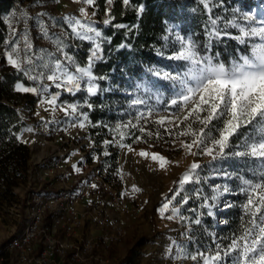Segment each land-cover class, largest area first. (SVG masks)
Segmentation results:
<instances>
[{
	"label": "rangeland",
	"instance_id": "obj_1",
	"mask_svg": "<svg viewBox=\"0 0 264 264\" xmlns=\"http://www.w3.org/2000/svg\"><path fill=\"white\" fill-rule=\"evenodd\" d=\"M96 1L87 5L83 0H12V8L5 16L10 34L5 48L0 49V59L14 68L8 63L6 53H11L15 46L18 55L14 54L13 58L18 59L21 70L36 66L31 72L33 76L44 73L37 79H30L34 83L26 87L37 88L34 110L37 107L44 110L47 118L53 117L47 116L46 113L50 111L55 116L54 123L49 124L44 116L35 119L33 113L28 114L20 109L22 115L26 116V126L18 134V139L29 149L31 157L25 181L14 190L13 196L0 201V264H8L3 247L22 226L27 192L40 176L47 178L54 159H59L74 179L80 174L90 176L97 171L104 180L114 184L125 203L142 202L141 213L125 220V237L110 253L113 264H199V261L177 259L175 245H182L189 252H195L198 248L202 251L214 249L219 243L215 240V228L223 223L219 215H223L234 202L237 206H243L247 200V194L242 191L241 177L253 180H259V177L252 175L253 162L245 158L212 161L202 154H186L180 141L190 143L192 137L177 138V134L187 122L181 123L179 128L168 123L172 119L170 114L177 113L176 108L168 107V101L175 95L173 84L158 78L153 72L164 70L175 74L183 70L182 61L168 59L181 46L177 35L191 38L202 55L207 51L204 46L209 44L208 54H219L220 59L226 62L248 54L252 43L259 41L246 40L241 44L236 37L240 34L239 28L248 23L243 15L249 11L250 0H212L211 12L205 9L200 0H176L177 8L184 12L176 21L164 24L165 31L158 36L159 44L155 46L157 60L152 66L142 65L137 75L133 71L125 74L115 71L94 81L97 85L95 95L100 93L99 104L108 116L97 124L98 131L91 136L85 109L92 108L93 105H88L95 95H88L86 78L80 80L79 90L69 92L63 78L49 81L46 76L53 72L60 75V70L55 69L57 61L62 69L75 74V68L82 66L79 56L84 50L83 42L88 44L89 49L82 67L87 66L97 45L99 50L93 65L102 60L103 30L109 24L105 21L111 20L110 9L114 0L111 4L105 1L103 13L97 11ZM81 8H84L86 15H81ZM68 17L90 24L101 32V37L88 33L92 39H80L73 33V25L66 21ZM211 19L216 20L215 25ZM28 44L31 48L27 47ZM25 57H29L31 63L25 62ZM67 57L72 59L68 60ZM25 76L29 80V76ZM18 84L22 85L18 82L16 86ZM58 84L61 86L58 87ZM53 98L55 105L47 103ZM135 99L145 103L133 104ZM71 105L77 107L75 113H72ZM141 113L143 117L137 119ZM161 117L165 118L163 126L156 123ZM81 123L84 124L82 128L79 126ZM165 128L172 134L166 132ZM24 132L30 134L25 140L21 138ZM193 151L199 150L193 148ZM113 152L116 153L115 161L110 157ZM141 152L148 155L141 156ZM153 154L165 158L167 163L164 168L160 167V161L152 160ZM84 160L90 166H83ZM193 162L201 166L197 170L201 183L185 184L168 210L161 214V207L180 187L178 181ZM224 172L230 173L231 178L226 179ZM215 185L220 186L218 193L213 191ZM225 186L227 192L224 191ZM197 189L200 190L199 195ZM214 195L217 196L215 200L212 199ZM228 195L234 199L227 200ZM184 199L188 202L181 203ZM205 203L207 206H204ZM173 207L178 209V216L173 215ZM169 215H173V218L167 219ZM197 218L200 224L192 222ZM194 225L199 226L196 235L191 233ZM204 234L212 243L205 240ZM229 243L219 244L227 246Z\"/></svg>",
	"mask_w": 264,
	"mask_h": 264
},
{
	"label": "snow or ice",
	"instance_id": "obj_2",
	"mask_svg": "<svg viewBox=\"0 0 264 264\" xmlns=\"http://www.w3.org/2000/svg\"><path fill=\"white\" fill-rule=\"evenodd\" d=\"M74 2H79V0H74ZM83 2L92 5L94 0H83ZM108 3L111 4L112 0H108ZM123 3L128 5L129 0H123ZM200 3L211 12L212 0H200ZM139 11H143V7ZM80 13L86 15L84 8L80 9ZM243 19L248 23L245 27L239 28L240 34L236 39L241 44H244L246 40L259 41L252 43L248 54L226 62L220 59L219 54L215 56L208 54L209 44L204 46L207 51L202 55L191 38L177 35L176 38L181 46L179 50L168 56V59L182 61L183 70L175 74L164 70L153 72L158 78L171 81L173 84L175 95L168 101V107L176 108L177 113L170 114L172 119L168 123L179 128L181 123L187 122L185 128L177 134V138L179 136L192 137L190 143L180 141V146L186 154H202L210 157L212 161L245 158L253 162L252 175L259 177V180L241 177V183L244 186L242 191L247 194L243 209L248 219L240 235L234 236L227 246L216 243L214 249L202 251L198 248L195 252H189L184 246L175 245L173 242L177 249V259L199 261V264H264V0H250L249 11L244 13ZM66 21L73 25L72 31L80 39H92L88 33H94L97 38L101 37V32L95 30L90 24H83L79 19L72 17L66 18ZM109 22V20L105 21L106 24ZM211 23L215 25L216 20L211 19ZM77 29L81 31H77ZM45 35H47L46 32ZM211 35H215V33ZM27 47L31 48V45L28 44ZM98 50L99 46L97 45V49L89 57L87 66L76 67L75 74H70L67 70L62 69V65L57 61L55 69L60 70V75L53 72L47 75L46 79L54 81L63 78V84L69 86L67 90L72 92L79 90L81 88L80 80L86 78L88 95H95L97 85L94 81L97 77L93 75L92 67ZM14 54L18 55L15 46L12 47L11 53H6L8 63L19 70L20 63L18 59L13 58ZM67 59L71 60L72 58L67 57ZM25 62L31 63V59L25 57ZM73 63L75 62L73 61ZM35 67L25 70L29 79L34 80L38 76L44 75L41 72L33 76L31 72ZM99 79H103V77ZM16 90L37 93V88L23 87L19 84L16 86ZM43 90L47 91V88ZM47 103L55 105L56 100L53 98ZM132 103L138 105L145 101L135 99ZM88 106L91 107L90 104ZM70 107L72 113H75L77 107L75 105ZM142 117L143 113L137 119ZM156 123L163 126L165 118L161 117ZM194 125L197 127L194 128ZM79 126L82 128L84 124L81 123ZM164 130L172 134L168 128ZM157 135L159 134L157 133ZM193 148L199 151L194 152ZM139 154L141 156L148 155L145 152ZM152 160L160 161L161 168H164L167 163L165 158L158 154H153ZM200 167L198 163L193 162L182 174L178 181L180 187L175 190L171 199L163 204L160 209L161 214L168 210L172 200H175L176 196L180 194V189L185 184L201 183L197 171ZM223 175L226 179L231 178V174L228 172H224ZM219 189V185L213 186L214 192L218 193ZM224 191H228L227 186ZM196 192L199 195L200 190L197 189ZM216 198L215 195L212 197L213 200ZM187 202V199H184L181 203ZM204 206H207V203ZM172 212L173 215H179V211L175 207ZM173 215L166 218L172 219ZM180 218L184 219L182 216ZM192 222L200 224L198 218ZM169 251L171 252V249Z\"/></svg>",
	"mask_w": 264,
	"mask_h": 264
},
{
	"label": "trees",
	"instance_id": "obj_3",
	"mask_svg": "<svg viewBox=\"0 0 264 264\" xmlns=\"http://www.w3.org/2000/svg\"><path fill=\"white\" fill-rule=\"evenodd\" d=\"M105 1H96L98 12L103 13ZM12 5V0H0V49L5 48L10 34L5 16ZM141 7L143 11H139ZM183 12L177 8L176 0H129L128 5L123 0H114L110 9L111 20L103 30L102 60L93 65L92 73L99 78L115 71L120 74L133 71L137 75L142 65L152 66L157 60L155 46L159 44L158 36L165 31L164 24L176 21ZM82 47L84 50L79 59L84 66L89 46L83 42ZM25 75V69L11 68L0 59V201L13 196L14 190L25 181L31 157L29 149L18 139V134L26 126L20 109L30 114L37 101L35 96L15 89L18 82L24 86L34 83ZM100 98V93L92 97V108L85 109L91 136L98 131L97 124L108 116L99 104ZM110 157L115 161L116 153ZM226 199L233 200L234 197L228 195ZM219 216L223 223L215 228V240L221 244L239 236L248 219L243 206H237L235 202ZM198 227L193 226L192 235H196ZM205 240L212 243L209 237Z\"/></svg>",
	"mask_w": 264,
	"mask_h": 264
},
{
	"label": "built area",
	"instance_id": "obj_4",
	"mask_svg": "<svg viewBox=\"0 0 264 264\" xmlns=\"http://www.w3.org/2000/svg\"><path fill=\"white\" fill-rule=\"evenodd\" d=\"M83 166L90 165L84 160ZM50 169L25 196L22 226L3 247L7 263L113 264L110 253L125 237V220L141 213L142 202L125 203L97 171L74 179L59 159Z\"/></svg>",
	"mask_w": 264,
	"mask_h": 264
},
{
	"label": "crops",
	"instance_id": "obj_5",
	"mask_svg": "<svg viewBox=\"0 0 264 264\" xmlns=\"http://www.w3.org/2000/svg\"><path fill=\"white\" fill-rule=\"evenodd\" d=\"M17 84V83H16ZM16 86V85H15ZM22 86L23 87H26V86H24L23 84H22ZM18 92H21V93H25V92H22V91H18ZM28 94H31V95H33V96H35L36 94H34V93H28ZM60 97V96H59ZM58 97V98H59ZM44 111V110H43ZM40 108H38L37 107V109L36 110H33V116H34V118L35 119H40V118H43V116L45 115V111L43 112ZM47 114V116H53V117H51V118H47L46 116H44V118H45V122H47V123H49V124H52V123H54L53 122V119H54V116H55V114L52 112V111H50V112H48V113H46ZM22 118H23V120L26 118V116L24 117L23 115H22Z\"/></svg>",
	"mask_w": 264,
	"mask_h": 264
},
{
	"label": "bare ground",
	"instance_id": "obj_6",
	"mask_svg": "<svg viewBox=\"0 0 264 264\" xmlns=\"http://www.w3.org/2000/svg\"><path fill=\"white\" fill-rule=\"evenodd\" d=\"M29 136H30V134L28 132H24V133L21 134V138L23 140L27 139Z\"/></svg>",
	"mask_w": 264,
	"mask_h": 264
}]
</instances>
